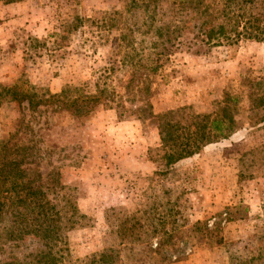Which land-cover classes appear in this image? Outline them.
<instances>
[{"label": "rangeland", "instance_id": "rangeland-1", "mask_svg": "<svg viewBox=\"0 0 264 264\" xmlns=\"http://www.w3.org/2000/svg\"><path fill=\"white\" fill-rule=\"evenodd\" d=\"M121 7L120 0H0V84L20 82L50 93L70 85L85 93L93 92L98 73L100 84L116 86L117 33L86 22L74 26V18ZM251 13L253 26L244 23L243 28L242 18V31L255 32L264 25V4H256ZM67 24L61 47L52 50L53 38L47 34H63ZM34 38L45 43L38 46ZM83 39L85 56L79 47ZM248 78L264 82V41L242 38L233 45L180 50L162 62L149 98L152 113L180 107L207 113L227 90L240 96L236 118L242 125L168 167L156 157L159 138L151 117L121 113L104 103L79 117L66 111L49 116L42 134L47 154L40 152L37 167L42 175L58 169L85 216L67 232L65 260H82L118 244L104 219L107 210L118 209L166 216L168 229L184 225L182 238L166 251L162 264H235L233 257L245 259L256 250L261 245L257 236L264 234V108L250 111ZM124 105L134 110L133 102ZM17 113L11 103L1 104L0 138L12 130ZM17 137L25 138L23 133ZM196 220L209 229L217 227L221 243L200 237L191 228ZM150 243L154 246L155 240Z\"/></svg>", "mask_w": 264, "mask_h": 264}, {"label": "trees", "instance_id": "trees-1", "mask_svg": "<svg viewBox=\"0 0 264 264\" xmlns=\"http://www.w3.org/2000/svg\"><path fill=\"white\" fill-rule=\"evenodd\" d=\"M120 1L121 9L74 18V26L86 22V26L117 33L116 62L120 76L116 86L100 84L102 76L97 72L93 92L85 93L70 85L50 93L45 89L24 88L20 82L0 84V106L11 103L18 111L12 130L0 138V264H162L167 259L166 251L174 247L185 231L183 224L176 229L166 228L167 217L158 213L107 210L104 219L111 226L110 231L119 237L118 244L92 252L82 260H65L69 255L67 232L85 216L76 207L71 187L61 182L58 169L51 167L42 175L37 167L40 152L47 154L42 134L48 128L49 116L66 111L79 117L86 115L93 105L104 103L121 113L128 110L151 117L159 138L156 157L166 167L242 126L236 118L240 96L227 90L207 113L186 112L184 107L152 113L149 98L156 72L176 51L195 52L201 47L207 50L233 45L242 38L264 41V25L256 27L255 32L240 29L242 18L243 24L251 26L254 21L251 10L256 4H264V0ZM66 26L60 30L63 34L56 31L47 34L53 38L52 50L61 47V37L69 32V24ZM33 41L38 46L45 43L36 38ZM86 41L83 39L79 45L81 49ZM81 51L85 56V49ZM246 81L250 111L264 108V82L253 78ZM125 102H133L134 110L127 109ZM22 133L25 138H18ZM178 213L180 218L181 212ZM113 219L117 221L115 224ZM182 220L185 221L183 217ZM191 228L208 241H222L217 227L209 229L196 220ZM263 236H257L261 245L247 258L233 257L235 264H264Z\"/></svg>", "mask_w": 264, "mask_h": 264}]
</instances>
